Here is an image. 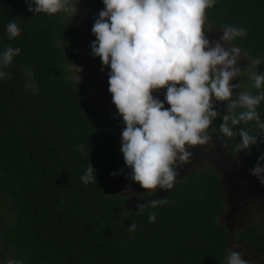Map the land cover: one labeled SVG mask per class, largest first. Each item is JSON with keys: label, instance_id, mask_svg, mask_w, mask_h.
<instances>
[{"label": "trees", "instance_id": "1", "mask_svg": "<svg viewBox=\"0 0 264 264\" xmlns=\"http://www.w3.org/2000/svg\"><path fill=\"white\" fill-rule=\"evenodd\" d=\"M85 2L95 16L104 8L102 0ZM33 15L25 0H0V51L21 49L5 69L12 78L0 80V264H224L235 235L264 258V225L232 234L220 223L226 195L211 167L189 171L152 198L168 203L135 208L128 218L135 231L121 232L124 197L113 191L131 180L120 151L125 125L119 115L99 114L90 93L71 78L70 65L83 53L71 21ZM205 15L206 36L209 25L244 27L247 35L230 44L264 67V0H216ZM11 21L21 29L13 40L6 34ZM25 66L34 71L35 95L25 91ZM258 111L264 120V102ZM232 141L239 138L228 148ZM80 144L88 156L80 154ZM261 152L264 143L245 152V165L252 168ZM89 163L96 183L84 184Z\"/></svg>", "mask_w": 264, "mask_h": 264}, {"label": "clouds", "instance_id": "2", "mask_svg": "<svg viewBox=\"0 0 264 264\" xmlns=\"http://www.w3.org/2000/svg\"><path fill=\"white\" fill-rule=\"evenodd\" d=\"M91 29L95 40L90 44L91 55L102 62L101 72L108 67V91L112 96L125 127L121 132L120 151L125 166L131 169L129 178L147 190L151 196L157 189H172L180 167L190 162L197 146L201 150L213 147V135L222 146L238 137L232 145L237 155L251 151L264 143V120L258 106L264 102V72H259L260 58H250L243 70L238 67L241 49L229 47L233 40L247 35L244 27L221 26L223 35L209 40L205 31L206 10L216 0H102ZM33 18L44 14H76V0H25ZM9 40L20 36L15 21L6 26ZM19 47L7 46L0 51V80L12 77L5 71L19 56ZM80 73L81 66L71 63ZM24 88L35 95L34 71L25 66ZM249 78V87L232 84L241 73ZM166 89L163 101L153 92ZM255 90V91H254ZM165 102L170 107H165ZM218 102L225 111L217 110ZM220 117L222 122L212 128ZM251 125V126H250ZM211 128V132H210ZM238 129V130H237ZM82 156H88L84 144L78 146ZM264 185V152L256 164L248 169ZM124 168L111 173L122 174ZM84 184L96 183L95 169L89 163L80 177ZM168 203L152 199L147 205L153 209ZM156 214H149L155 222ZM132 223L127 231L134 232ZM243 254L228 250L226 264H249ZM8 264H23L9 260Z\"/></svg>", "mask_w": 264, "mask_h": 264}, {"label": "rangeland", "instance_id": "3", "mask_svg": "<svg viewBox=\"0 0 264 264\" xmlns=\"http://www.w3.org/2000/svg\"><path fill=\"white\" fill-rule=\"evenodd\" d=\"M75 0H73V4ZM77 12L62 14L68 20L71 21L78 33V42L82 47L83 53L80 60L75 65L81 66L83 71L77 73L72 66L71 78L76 80L79 87L85 89L90 93L92 101L99 114L106 115H119L115 105L112 103V96L108 91V72L110 69L105 67L104 72H101L102 63L95 60V57L91 55L90 44L95 40V36L92 35L91 29L96 18L94 11L86 4L85 0H76ZM222 30L215 25H209V32L207 37L209 40H218L222 36ZM229 47H235L228 44ZM250 60L247 59L241 52V59L238 64L242 70L246 68ZM257 70L264 72V67ZM246 77V78H245ZM248 76L243 72L233 81L232 84L242 83L243 87L239 90L247 88ZM162 89L158 92H153L154 97L161 98ZM163 101V100H162ZM226 102H218L216 107L218 111L224 112V104ZM222 122L220 117L213 122L212 128L217 127ZM211 132V128H210ZM213 135V147L205 146L204 150H201L200 146H197L194 150L193 157L190 158V162L183 164L179 169V176L176 182L186 173L193 170L213 168L219 176L220 182L223 186L226 195V211L220 216V223L232 234H236L239 230L251 225L258 224L264 225V185H261L259 181L249 174L248 169L244 163L245 152H241L238 155L232 151V145L236 142L232 141L231 148L222 146L221 141L215 138V132ZM175 182V183H176ZM174 183V184H175ZM170 190V189H169ZM169 190L157 189L151 196L145 195L147 190L143 189L138 183L130 180L126 183H120L115 186L113 193L116 196L124 197L125 208L120 217V230L126 234L128 225V218L130 213L138 207V205L144 204L147 201L155 197L164 195ZM3 214H6L3 212ZM8 217V214H6ZM235 250L243 254L249 264H264V258L259 256L253 251V249L239 237L232 236L227 243L226 256L228 250ZM8 264V261L4 262ZM226 264V259L225 263Z\"/></svg>", "mask_w": 264, "mask_h": 264}]
</instances>
